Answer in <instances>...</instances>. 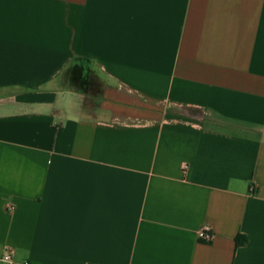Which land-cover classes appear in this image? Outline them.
I'll list each match as a JSON object with an SVG mask.
<instances>
[{"label": "crops", "instance_id": "obj_1", "mask_svg": "<svg viewBox=\"0 0 264 264\" xmlns=\"http://www.w3.org/2000/svg\"><path fill=\"white\" fill-rule=\"evenodd\" d=\"M8 247L264 264V0H0Z\"/></svg>", "mask_w": 264, "mask_h": 264}, {"label": "built area", "instance_id": "obj_2", "mask_svg": "<svg viewBox=\"0 0 264 264\" xmlns=\"http://www.w3.org/2000/svg\"><path fill=\"white\" fill-rule=\"evenodd\" d=\"M212 230L209 226H206L200 232V238L206 241H210L212 239ZM0 264H28L27 262H22L16 259L14 255V251L8 247L6 248L3 253L0 254Z\"/></svg>", "mask_w": 264, "mask_h": 264}, {"label": "trees", "instance_id": "obj_3", "mask_svg": "<svg viewBox=\"0 0 264 264\" xmlns=\"http://www.w3.org/2000/svg\"><path fill=\"white\" fill-rule=\"evenodd\" d=\"M202 241H204V242H209V241H206V240H203L202 238H200ZM246 237L245 236H241V235H239L238 237H237V239H236V242H237V244H242V243H245L246 242Z\"/></svg>", "mask_w": 264, "mask_h": 264}]
</instances>
